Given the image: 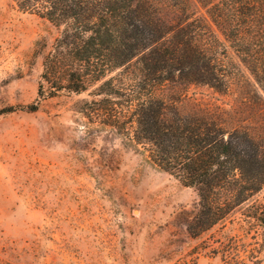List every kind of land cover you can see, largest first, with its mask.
Wrapping results in <instances>:
<instances>
[{
    "label": "rangeland",
    "instance_id": "rangeland-1",
    "mask_svg": "<svg viewBox=\"0 0 264 264\" xmlns=\"http://www.w3.org/2000/svg\"><path fill=\"white\" fill-rule=\"evenodd\" d=\"M152 1L172 28L193 23L222 70L194 74L218 77L217 89L177 78L158 85V96L182 113L210 112L228 130L248 129L264 147V74L243 63L215 22L214 4ZM58 36L46 19L0 0V264H264V189L230 220L192 237L186 222L199 210L197 191L91 123L87 94L21 110L36 100L44 55ZM127 68L130 85L135 62Z\"/></svg>",
    "mask_w": 264,
    "mask_h": 264
},
{
    "label": "trees",
    "instance_id": "trees-1",
    "mask_svg": "<svg viewBox=\"0 0 264 264\" xmlns=\"http://www.w3.org/2000/svg\"><path fill=\"white\" fill-rule=\"evenodd\" d=\"M13 1L59 30L44 55L37 98L21 110L37 112L62 93L87 94L83 113L91 123L111 128L142 148L154 166L197 191L199 210L186 222L192 237L230 220L264 189V147L248 129L228 130L210 112L182 113L157 94L158 85L177 78L219 88L216 76H194L222 70L193 23L172 28L152 0ZM200 2L214 4L215 22L226 26L243 63L252 74H264V23L257 25L264 0ZM133 62L137 78L129 85Z\"/></svg>",
    "mask_w": 264,
    "mask_h": 264
}]
</instances>
